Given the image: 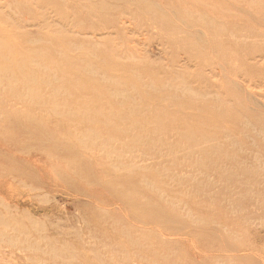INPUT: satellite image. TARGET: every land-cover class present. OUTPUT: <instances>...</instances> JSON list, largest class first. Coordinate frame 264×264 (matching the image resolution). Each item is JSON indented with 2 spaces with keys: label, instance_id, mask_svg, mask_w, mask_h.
<instances>
[{
  "label": "rangeland",
  "instance_id": "374dc122",
  "mask_svg": "<svg viewBox=\"0 0 264 264\" xmlns=\"http://www.w3.org/2000/svg\"><path fill=\"white\" fill-rule=\"evenodd\" d=\"M0 264H264V0H0Z\"/></svg>",
  "mask_w": 264,
  "mask_h": 264
},
{
  "label": "bare ground",
  "instance_id": "6f19581e",
  "mask_svg": "<svg viewBox=\"0 0 264 264\" xmlns=\"http://www.w3.org/2000/svg\"><path fill=\"white\" fill-rule=\"evenodd\" d=\"M42 150H43V149H42ZM24 164L27 166L26 161H25ZM45 168H46V169H49L50 171L52 170V171H54V172H55V171L60 172V170H61V169H59V168H58L57 166H55V165H53L52 167H50V166H46ZM45 168H44V170H46ZM45 172H46V171H45ZM48 172H49V171H48ZM58 172H57V173H58ZM69 174H73V173L70 172ZM60 175H61V174H60ZM67 175H68V174H67ZM50 176H51V175H50ZM62 176H63V175H62ZM63 178H64V177H63ZM58 179H59V178H58ZM68 185H69V183L67 184V186H68ZM71 186H72V184H71ZM27 188H29V187H27ZM68 188H69V187H68ZM28 190H29V189H27V191H28ZM70 190H71V189H70ZM25 191H26V190H25ZM84 191H85V190H84ZM84 195H85V194H84ZM87 196H88V195H87ZM17 206H18V205H17Z\"/></svg>",
  "mask_w": 264,
  "mask_h": 264
}]
</instances>
